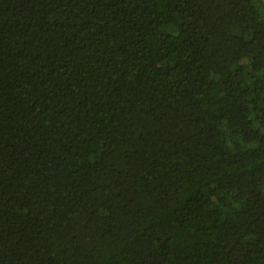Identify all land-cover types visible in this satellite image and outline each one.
<instances>
[{
    "label": "trees",
    "instance_id": "1",
    "mask_svg": "<svg viewBox=\"0 0 264 264\" xmlns=\"http://www.w3.org/2000/svg\"><path fill=\"white\" fill-rule=\"evenodd\" d=\"M0 264H264V0H0Z\"/></svg>",
    "mask_w": 264,
    "mask_h": 264
}]
</instances>
